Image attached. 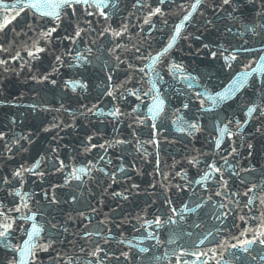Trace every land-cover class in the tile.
Wrapping results in <instances>:
<instances>
[{
    "label": "water",
    "instance_id": "obj_1",
    "mask_svg": "<svg viewBox=\"0 0 264 264\" xmlns=\"http://www.w3.org/2000/svg\"><path fill=\"white\" fill-rule=\"evenodd\" d=\"M131 0H0V264H97Z\"/></svg>",
    "mask_w": 264,
    "mask_h": 264
},
{
    "label": "snow or ice",
    "instance_id": "obj_2",
    "mask_svg": "<svg viewBox=\"0 0 264 264\" xmlns=\"http://www.w3.org/2000/svg\"><path fill=\"white\" fill-rule=\"evenodd\" d=\"M195 7V6H194ZM185 19H187V17H185ZM251 111V110H250Z\"/></svg>",
    "mask_w": 264,
    "mask_h": 264
}]
</instances>
